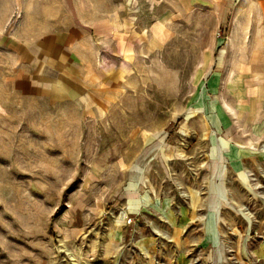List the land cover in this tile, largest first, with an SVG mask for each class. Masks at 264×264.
<instances>
[{
    "label": "rangeland",
    "instance_id": "obj_1",
    "mask_svg": "<svg viewBox=\"0 0 264 264\" xmlns=\"http://www.w3.org/2000/svg\"><path fill=\"white\" fill-rule=\"evenodd\" d=\"M127 6L74 98L20 96L0 45V264H111L120 218L118 264H264V3ZM170 199L202 202L186 251L140 217Z\"/></svg>",
    "mask_w": 264,
    "mask_h": 264
},
{
    "label": "crops",
    "instance_id": "obj_2",
    "mask_svg": "<svg viewBox=\"0 0 264 264\" xmlns=\"http://www.w3.org/2000/svg\"><path fill=\"white\" fill-rule=\"evenodd\" d=\"M127 3L128 0H0V45L16 61V92L24 98L66 100L87 89L96 73L97 52L116 42L128 43L132 15ZM170 200L171 206L160 207V214L154 218L147 214L150 212H142L140 217L153 221V238L157 241L167 237L186 251L183 246L191 241L188 230L201 219L202 202L173 207ZM214 215L217 219L216 212ZM117 225L107 250V256L114 257L111 264L121 261V254L115 256L116 247L118 252L127 250L142 240L128 232L125 219L120 218Z\"/></svg>",
    "mask_w": 264,
    "mask_h": 264
},
{
    "label": "built area",
    "instance_id": "obj_3",
    "mask_svg": "<svg viewBox=\"0 0 264 264\" xmlns=\"http://www.w3.org/2000/svg\"><path fill=\"white\" fill-rule=\"evenodd\" d=\"M129 223H133V219L132 218H129Z\"/></svg>",
    "mask_w": 264,
    "mask_h": 264
}]
</instances>
